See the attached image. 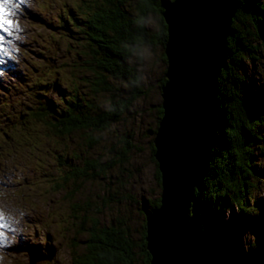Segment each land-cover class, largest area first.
<instances>
[{
	"label": "rangeland",
	"instance_id": "rangeland-1",
	"mask_svg": "<svg viewBox=\"0 0 264 264\" xmlns=\"http://www.w3.org/2000/svg\"><path fill=\"white\" fill-rule=\"evenodd\" d=\"M125 1L134 11L136 1ZM82 4V0H25L18 8L11 9L9 18L14 24L9 44L11 48L7 49V56L4 53L0 56V65H6L12 58L18 61L19 67L16 69L15 65L8 72L2 71L0 76V134L3 130H13L9 132L12 137L8 134L0 136V223L8 225L0 227V264H71L70 244L75 235L70 223L74 201L101 208L99 219L104 224L122 221L131 241L137 246L134 248L133 264H143L139 246L145 223V202L161 195L151 142L158 127V106L162 102L159 84L166 68L162 58L164 49L159 45L142 46L130 57L128 64L131 68L135 67L140 75L145 94L132 100L119 119L102 133L100 142L90 152H83L77 146L79 139L55 138L51 136L53 134L46 133L42 125H30L31 120L28 122L27 111L36 106L40 100L38 95L62 100L67 86H77L76 80L82 81L77 59L83 62L84 57L76 55L77 51H82L81 47L69 34L66 39L59 37L49 23H45L57 24L66 6L75 5L77 13L81 14L83 9L79 6L84 8ZM156 20L155 15L150 16L152 32L156 28ZM247 24L248 28L257 32L255 19ZM257 36L254 33L246 38L245 45L253 56L250 58L248 55L247 60L244 59L245 72L242 71L241 75L247 80L253 95L260 96L264 101V39L262 41ZM15 51L19 55L14 54ZM10 52L13 55L9 56ZM52 63L56 71L46 82L49 89H43V86L39 89L37 80L45 79L41 66ZM26 68L22 77H10ZM109 80L112 90L101 92L95 100L108 108L113 99L118 101L131 97L128 91L130 85L124 79ZM83 88L88 90L87 86ZM22 120L24 123L18 125ZM125 139L132 143L128 151L123 148ZM58 154L70 156L72 163L100 156L102 160L112 161L113 165L105 176L88 181L78 180L73 201L67 196V191L74 189L75 184L68 182L65 187H56L52 181L54 175L61 173ZM254 155L256 157L252 161L261 172V179H253L256 182L249 193L252 202L255 201L256 206L262 209L263 222L260 227L250 223L247 226L231 225L230 237L235 238L237 251L241 254L246 253L257 238L264 246V156L259 153ZM106 198L111 199L104 202ZM252 202L250 200V205ZM229 212L225 210L223 216L225 225L230 222ZM23 241L43 247L51 245L54 255L47 263L45 260L32 262L28 254L30 248L25 249Z\"/></svg>",
	"mask_w": 264,
	"mask_h": 264
},
{
	"label": "trees",
	"instance_id": "trees-1",
	"mask_svg": "<svg viewBox=\"0 0 264 264\" xmlns=\"http://www.w3.org/2000/svg\"><path fill=\"white\" fill-rule=\"evenodd\" d=\"M82 1L84 8L79 6L83 9L81 14L77 13L75 5L66 6L59 15L57 24L45 21L59 37L66 39L69 34L81 47L82 51H77L76 55L84 57L83 62L77 59L82 81L76 80L77 86H67L62 93V100L56 101L38 95L40 100L27 113L30 125H42L44 131L53 134L51 136H56L55 138L79 139L77 146L83 152H90L100 142L102 133L119 119L132 100L145 94L144 83L136 68L130 67L128 60L142 46L159 45L164 49L168 32L162 12L169 0H135L134 11L125 0ZM238 1L240 7L232 20L231 34L226 45L227 63L218 83L220 128L205 183L196 191L199 206L194 222L193 264H264V246H261L259 238L248 247L246 253L241 254L237 251L235 238L229 234L231 225L247 226L250 223L249 225L260 227L263 222L262 209L256 206L255 201L252 202L249 192L252 185L254 187V181L261 179V172L255 167L252 158L256 157L255 153L264 156V101L260 96L253 95L241 73L245 72L244 59L247 60L248 55L250 58L253 56L245 45L246 38L255 33L260 40L264 39V0ZM151 15H155L157 19L154 32L150 30ZM251 19H255L258 24L257 32L248 28L247 22ZM162 58L167 67L164 52ZM41 68L45 79H38L37 87L49 89L46 82L50 74L56 71V66L54 63L44 64ZM165 71L166 68L160 80V91L167 80ZM109 78L124 79L130 85L128 91L131 97L118 101L113 99L108 108L95 100L101 92L112 90ZM85 86L87 91H84ZM162 115L160 104L157 126ZM22 123L23 120L17 124ZM11 131L13 130H3L0 136L8 134L12 137L9 133ZM124 141L125 151L130 150L131 141ZM151 151L161 184L153 141ZM58 155L61 173L54 175L52 181L56 187H65L68 182L75 184L74 189L67 191V196L73 201L74 193L78 190V180L88 181L105 176L113 165L112 161L102 160L100 156L86 157L81 163H72L70 156ZM110 199L106 198L104 202ZM145 204L147 209L144 210L145 223L139 250L143 264H150L151 257L145 240L146 216L160 206V196ZM71 209L70 226L75 235L70 244L71 264L134 263V248L137 246L131 241L122 221L102 223L99 219L101 208H92L89 203L83 205L74 201ZM225 210H230L228 225L223 220Z\"/></svg>",
	"mask_w": 264,
	"mask_h": 264
},
{
	"label": "water",
	"instance_id": "water-1",
	"mask_svg": "<svg viewBox=\"0 0 264 264\" xmlns=\"http://www.w3.org/2000/svg\"><path fill=\"white\" fill-rule=\"evenodd\" d=\"M239 4L169 0L164 6L167 80L153 139L161 195L160 206L146 216L150 264H193L196 191L204 184L220 128L218 83Z\"/></svg>",
	"mask_w": 264,
	"mask_h": 264
},
{
	"label": "snow or ice",
	"instance_id": "snow-or-ice-1",
	"mask_svg": "<svg viewBox=\"0 0 264 264\" xmlns=\"http://www.w3.org/2000/svg\"><path fill=\"white\" fill-rule=\"evenodd\" d=\"M25 0H16L13 3V0H0V32L7 35H11L12 29L14 28L13 21L9 19L12 15L11 9L18 8L20 5L24 4ZM0 52H4L7 55V52L4 49V36H0ZM2 220V217H0ZM0 227H8L7 224L0 223Z\"/></svg>",
	"mask_w": 264,
	"mask_h": 264
},
{
	"label": "bare ground",
	"instance_id": "bare-ground-1",
	"mask_svg": "<svg viewBox=\"0 0 264 264\" xmlns=\"http://www.w3.org/2000/svg\"><path fill=\"white\" fill-rule=\"evenodd\" d=\"M238 8H239V6H238ZM238 8H237V9H238Z\"/></svg>",
	"mask_w": 264,
	"mask_h": 264
}]
</instances>
